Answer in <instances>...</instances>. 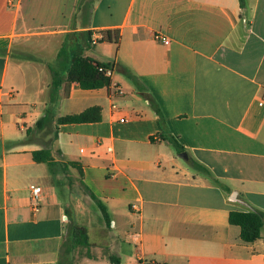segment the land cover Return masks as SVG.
Returning a JSON list of instances; mask_svg holds the SVG:
<instances>
[{
	"label": "crops",
	"instance_id": "0c3cea01",
	"mask_svg": "<svg viewBox=\"0 0 264 264\" xmlns=\"http://www.w3.org/2000/svg\"><path fill=\"white\" fill-rule=\"evenodd\" d=\"M46 39L47 58L29 46ZM80 54L110 65V87L54 90L51 67L66 76ZM263 99L264 0H0V264L73 259L74 225L90 242L74 264H264ZM45 147L79 163L74 185L37 182L32 153ZM232 211L262 214L260 239L243 242Z\"/></svg>",
	"mask_w": 264,
	"mask_h": 264
},
{
	"label": "trees",
	"instance_id": "16d2710c",
	"mask_svg": "<svg viewBox=\"0 0 264 264\" xmlns=\"http://www.w3.org/2000/svg\"><path fill=\"white\" fill-rule=\"evenodd\" d=\"M102 42H111V32H106L101 39ZM115 41L119 42V35L115 36ZM66 52V46L62 49L60 54L63 55ZM71 61L69 66H66L64 69L67 74L63 76L58 70L55 68H51L53 75V88L54 90L59 89V87L67 82V83H77L79 84L81 89L84 90H92V89H100L104 87H110L112 85V79L105 77L104 75L98 72V66H104L109 68L110 65H103L100 63H96L90 58H84L81 54L76 56H71ZM55 98L52 97V104ZM148 100L150 102L151 107L160 117V121L162 125H165V116L158 104V102L152 97L148 96ZM98 109L92 108L82 114L79 115H70L66 117H62L58 121L59 125L66 124H75V123H84L89 120L94 119L93 115ZM54 122V111L53 107H49L46 111L44 117H42L36 124V129L38 131H50L51 125ZM163 140H168L171 143H174L178 151H183V147L173 138L166 137L162 135ZM32 157L34 162L38 164H48L50 167H54L57 165L56 158L51 148L45 147L40 150L34 151L32 153ZM70 167L77 168L80 170V165L77 162H66ZM200 168V167H199ZM82 174V172L80 171ZM93 199L96 201L97 205L101 209L104 218L107 223H109V216L107 213L106 207L103 203L92 194ZM230 224L240 227L241 229V239L246 243H254L261 237V229L263 227V216L260 213L255 212H239L232 211L229 217ZM71 235H72V246L74 248L77 247H89V237L86 228L79 226H71Z\"/></svg>",
	"mask_w": 264,
	"mask_h": 264
},
{
	"label": "rangeland",
	"instance_id": "374dc122",
	"mask_svg": "<svg viewBox=\"0 0 264 264\" xmlns=\"http://www.w3.org/2000/svg\"><path fill=\"white\" fill-rule=\"evenodd\" d=\"M70 40L71 38L65 39L64 43H65L66 49L69 46ZM45 45L47 47L45 48L44 53L46 54L45 57L47 58L49 55L52 54L54 47L56 45V43L53 40L49 41L48 39H46L40 42H37V41L29 42V46L36 47L38 51H40L41 47H44ZM15 54L17 55L18 51H16ZM57 67H59V65ZM57 69L58 71L60 70V68H57ZM57 69L55 68V70ZM125 92H128V91H125ZM127 94L130 95L131 93H127ZM50 106L52 107V105H49L48 108ZM54 135H55V130L52 129V131L50 132V137L53 138ZM51 168H52L53 175L51 174L48 164H41L39 168L35 171V174L33 175V176H36V178L38 179L37 182L45 183L49 180H52L51 182L52 184L58 185L60 187H62V183H64L65 185H74V179L71 176V167L66 162L57 161V165ZM61 175L64 176V178L61 179ZM52 176L54 177L52 178ZM96 210L101 216V211L97 207H96ZM71 247L74 250L73 259H71L72 258L71 252L67 253V255L64 257V262L62 264H74L77 261V258L79 256L85 255V247L74 248L72 246V242H71ZM124 264H127V263H124Z\"/></svg>",
	"mask_w": 264,
	"mask_h": 264
},
{
	"label": "built area",
	"instance_id": "2783aa9c",
	"mask_svg": "<svg viewBox=\"0 0 264 264\" xmlns=\"http://www.w3.org/2000/svg\"><path fill=\"white\" fill-rule=\"evenodd\" d=\"M155 38L157 41H159L165 45H167L169 43V39L166 36L162 35L161 33L156 34ZM98 72L100 74L104 75L105 77H108V78H112V76H113L112 69L106 68L104 66H98ZM116 93H118L119 95H122V94H124V90L121 89L120 87H118V88H116ZM259 106L264 107V99L259 102ZM108 151L112 152L113 151L112 147H109ZM111 176H114V175H111ZM30 193H31V199L33 202V209L35 211H38L40 208V204H41L42 187L39 185L32 184V185H30ZM66 220H67V218L65 219V221Z\"/></svg>",
	"mask_w": 264,
	"mask_h": 264
},
{
	"label": "water",
	"instance_id": "95a60500",
	"mask_svg": "<svg viewBox=\"0 0 264 264\" xmlns=\"http://www.w3.org/2000/svg\"><path fill=\"white\" fill-rule=\"evenodd\" d=\"M0 152H1V144H0ZM182 157L187 158V155L183 154Z\"/></svg>",
	"mask_w": 264,
	"mask_h": 264
}]
</instances>
